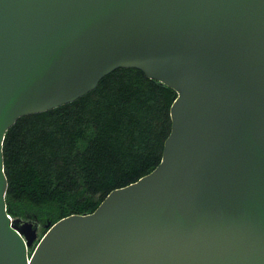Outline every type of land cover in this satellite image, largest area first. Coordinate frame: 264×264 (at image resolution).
Instances as JSON below:
<instances>
[{
    "label": "water",
    "instance_id": "1",
    "mask_svg": "<svg viewBox=\"0 0 264 264\" xmlns=\"http://www.w3.org/2000/svg\"><path fill=\"white\" fill-rule=\"evenodd\" d=\"M118 69L176 93L161 161L38 240L5 134ZM0 264H264V0H0Z\"/></svg>",
    "mask_w": 264,
    "mask_h": 264
},
{
    "label": "trees",
    "instance_id": "2",
    "mask_svg": "<svg viewBox=\"0 0 264 264\" xmlns=\"http://www.w3.org/2000/svg\"><path fill=\"white\" fill-rule=\"evenodd\" d=\"M175 98L141 71L118 69L75 102L17 120L3 142L8 215L35 220L39 240L45 226L91 214L109 193L151 173Z\"/></svg>",
    "mask_w": 264,
    "mask_h": 264
},
{
    "label": "rangeland",
    "instance_id": "3",
    "mask_svg": "<svg viewBox=\"0 0 264 264\" xmlns=\"http://www.w3.org/2000/svg\"><path fill=\"white\" fill-rule=\"evenodd\" d=\"M35 245H36V241H35V242L32 244V246H31V247L33 248ZM32 248H31V249H32Z\"/></svg>",
    "mask_w": 264,
    "mask_h": 264
}]
</instances>
